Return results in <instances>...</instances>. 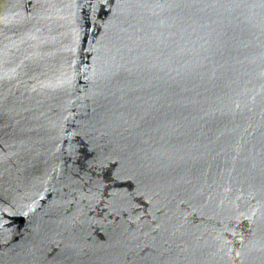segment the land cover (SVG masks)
I'll return each instance as SVG.
<instances>
[{"label":"water","instance_id":"water-1","mask_svg":"<svg viewBox=\"0 0 264 264\" xmlns=\"http://www.w3.org/2000/svg\"><path fill=\"white\" fill-rule=\"evenodd\" d=\"M0 264H264V0H0Z\"/></svg>","mask_w":264,"mask_h":264}]
</instances>
